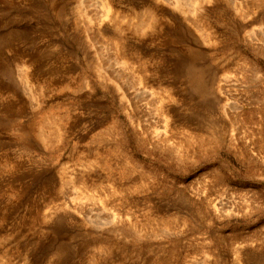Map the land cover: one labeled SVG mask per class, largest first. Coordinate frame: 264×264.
I'll use <instances>...</instances> for the list:
<instances>
[{
    "label": "rangeland",
    "instance_id": "obj_1",
    "mask_svg": "<svg viewBox=\"0 0 264 264\" xmlns=\"http://www.w3.org/2000/svg\"><path fill=\"white\" fill-rule=\"evenodd\" d=\"M0 264H264V0H0Z\"/></svg>",
    "mask_w": 264,
    "mask_h": 264
}]
</instances>
